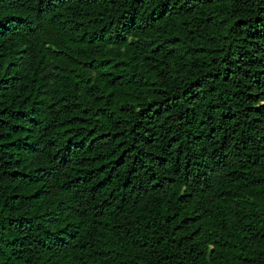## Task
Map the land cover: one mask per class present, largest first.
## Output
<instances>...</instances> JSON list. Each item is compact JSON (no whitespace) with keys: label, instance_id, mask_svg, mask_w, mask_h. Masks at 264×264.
<instances>
[{"label":"trees","instance_id":"1","mask_svg":"<svg viewBox=\"0 0 264 264\" xmlns=\"http://www.w3.org/2000/svg\"><path fill=\"white\" fill-rule=\"evenodd\" d=\"M0 264H264V0H0Z\"/></svg>","mask_w":264,"mask_h":264}]
</instances>
